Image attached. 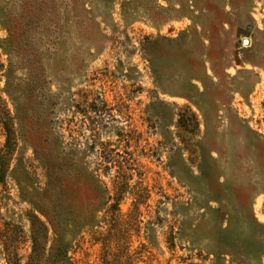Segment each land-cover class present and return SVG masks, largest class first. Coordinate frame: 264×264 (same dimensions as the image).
I'll return each mask as SVG.
<instances>
[{"label":"rangeland","instance_id":"1","mask_svg":"<svg viewBox=\"0 0 264 264\" xmlns=\"http://www.w3.org/2000/svg\"><path fill=\"white\" fill-rule=\"evenodd\" d=\"M0 264H264V0H0Z\"/></svg>","mask_w":264,"mask_h":264},{"label":"trees","instance_id":"2","mask_svg":"<svg viewBox=\"0 0 264 264\" xmlns=\"http://www.w3.org/2000/svg\"><path fill=\"white\" fill-rule=\"evenodd\" d=\"M195 119L197 120V117L195 116ZM197 124H198V120H197Z\"/></svg>","mask_w":264,"mask_h":264},{"label":"water","instance_id":"3","mask_svg":"<svg viewBox=\"0 0 264 264\" xmlns=\"http://www.w3.org/2000/svg\"><path fill=\"white\" fill-rule=\"evenodd\" d=\"M247 42V41H246Z\"/></svg>","mask_w":264,"mask_h":264}]
</instances>
